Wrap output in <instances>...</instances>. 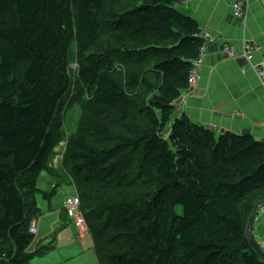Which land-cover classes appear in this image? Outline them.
I'll return each instance as SVG.
<instances>
[{"label":"trees","instance_id":"obj_1","mask_svg":"<svg viewBox=\"0 0 264 264\" xmlns=\"http://www.w3.org/2000/svg\"><path fill=\"white\" fill-rule=\"evenodd\" d=\"M180 1L0 0V264L51 251L29 227L63 176L98 264H264L245 235L264 143L174 119L206 44Z\"/></svg>","mask_w":264,"mask_h":264},{"label":"crops","instance_id":"obj_2","mask_svg":"<svg viewBox=\"0 0 264 264\" xmlns=\"http://www.w3.org/2000/svg\"><path fill=\"white\" fill-rule=\"evenodd\" d=\"M236 3L242 5V20L233 13ZM175 8L195 20L201 33L210 35L212 41L204 45L195 85L174 102V119L184 115L215 135H248L264 143V85L255 72V63L264 56V0H181ZM246 43L261 47L252 63L242 56ZM225 48L235 56L225 57ZM48 182L53 185L51 178ZM68 194L61 191L56 205L50 202L39 208L28 252L48 242L51 251L33 258L30 264H98L91 236L87 233L79 238L75 222L63 209ZM250 234L264 254V205L258 209Z\"/></svg>","mask_w":264,"mask_h":264},{"label":"built area","instance_id":"obj_3","mask_svg":"<svg viewBox=\"0 0 264 264\" xmlns=\"http://www.w3.org/2000/svg\"><path fill=\"white\" fill-rule=\"evenodd\" d=\"M233 13L239 20L244 19L241 3H236L233 5ZM202 38L205 41V43H209L212 41V38L207 33H204L202 35ZM204 47L205 46L200 48L199 57L194 61L193 68L190 71L187 81L189 88L193 87L196 83V75H197V71L201 66L202 57L204 55ZM260 51H261L260 46L251 43H246L243 47L242 56L245 58V60L248 63H252L254 59V54L259 53ZM222 53L225 57L228 58H233L235 56L232 50L228 48L223 49ZM255 72L260 82L264 85V56H262L259 59V61L255 63ZM79 206H80L79 200L75 197H71V198H67V200L64 201L63 209L65 210L69 218L75 219L74 222H75V227L77 229V235L79 238H83L87 234V228L83 215L79 209ZM29 233L31 235L36 234V228L34 225H31L29 227Z\"/></svg>","mask_w":264,"mask_h":264},{"label":"rangeland","instance_id":"obj_4","mask_svg":"<svg viewBox=\"0 0 264 264\" xmlns=\"http://www.w3.org/2000/svg\"><path fill=\"white\" fill-rule=\"evenodd\" d=\"M80 117V110L78 108H72L71 110L68 111L67 115H66V122L64 124V131L65 133H67V135H72L73 133L77 132V127H76V123L79 120ZM64 147V142H61L56 148H55V154L56 152L62 153V148ZM57 155V154H56ZM51 166L53 168L56 169V167L58 168V164L56 162H54V158H52L51 161ZM57 170V169H56ZM49 177L46 173H41L40 176L37 179V187L43 189V191H50L52 186L50 185L51 183H49ZM67 181V177L63 176L62 178H60L59 183H61V187L57 190V193L54 197L51 198V204L52 205H56L58 203V195L61 193V191H63L64 193L66 192H71L72 187L71 185H68L66 183ZM67 200V197L65 198L64 201ZM36 202L37 205L40 209H44L47 205L48 202L41 196L38 195L36 197ZM44 204V205H43ZM71 222L74 224V220L75 219H71ZM50 245V243H49Z\"/></svg>","mask_w":264,"mask_h":264},{"label":"water","instance_id":"obj_5","mask_svg":"<svg viewBox=\"0 0 264 264\" xmlns=\"http://www.w3.org/2000/svg\"><path fill=\"white\" fill-rule=\"evenodd\" d=\"M264 205V200L263 201H260L258 203H256V205L253 207V210L248 218V221H247V225H246V228H245V235H246V238L249 242V244L251 245V247L258 253V255L264 260V254L262 253V251L260 250V248L257 246L256 242L253 240L251 234H250V227H251V224L258 212V209Z\"/></svg>","mask_w":264,"mask_h":264}]
</instances>
